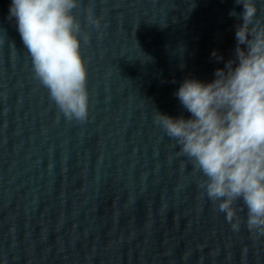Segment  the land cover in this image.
<instances>
[{"label": "water", "instance_id": "water-1", "mask_svg": "<svg viewBox=\"0 0 264 264\" xmlns=\"http://www.w3.org/2000/svg\"><path fill=\"white\" fill-rule=\"evenodd\" d=\"M11 3L0 0V264H264V237L232 230L155 123L156 111L190 118L175 93L233 58L242 4L80 0L90 111L79 122L34 78Z\"/></svg>", "mask_w": 264, "mask_h": 264}, {"label": "clouds", "instance_id": "clouds-1", "mask_svg": "<svg viewBox=\"0 0 264 264\" xmlns=\"http://www.w3.org/2000/svg\"><path fill=\"white\" fill-rule=\"evenodd\" d=\"M236 3L243 13L233 58L215 70L211 83L186 79L175 93L190 118L156 111L155 123L192 164L202 193L232 230L244 225L253 237H264V15L256 0ZM79 7L80 0H12L8 18L50 100L68 120L85 122L90 94L82 48L90 37L74 14ZM195 7L191 0L189 11ZM91 12L89 23L101 28ZM212 56L223 60L215 51Z\"/></svg>", "mask_w": 264, "mask_h": 264}]
</instances>
